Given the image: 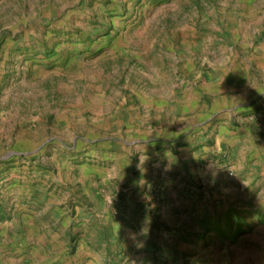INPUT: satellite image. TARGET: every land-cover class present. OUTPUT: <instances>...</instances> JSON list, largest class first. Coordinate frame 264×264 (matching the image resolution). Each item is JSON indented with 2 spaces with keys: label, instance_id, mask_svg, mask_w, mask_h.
<instances>
[{
  "label": "rangeland",
  "instance_id": "1",
  "mask_svg": "<svg viewBox=\"0 0 264 264\" xmlns=\"http://www.w3.org/2000/svg\"><path fill=\"white\" fill-rule=\"evenodd\" d=\"M182 89L181 127L239 139L157 163L144 136L178 125L150 105ZM17 215L0 262L264 264V0H0V221Z\"/></svg>",
  "mask_w": 264,
  "mask_h": 264
},
{
  "label": "crops",
  "instance_id": "2",
  "mask_svg": "<svg viewBox=\"0 0 264 264\" xmlns=\"http://www.w3.org/2000/svg\"><path fill=\"white\" fill-rule=\"evenodd\" d=\"M226 81L227 80L220 81V84L222 83V86L219 87L223 92L220 98L225 105H227L229 101L232 102L234 98V95L228 94V91L234 88L233 82L226 83ZM158 100L159 101L154 100L152 102V106L149 104L150 108H154V112L158 113V119H161V121H166V123H171L172 125L177 124L178 126H174V130L178 131L172 132V127L170 125H167V129L165 127V131H156L155 134L149 133L148 135L144 136L145 141L143 146H145L148 151H152L151 154L153 156V160L157 161V163L158 160H160V162L164 161L165 164H167V161H169L168 163L170 164L177 162V164L179 165H182V161L184 165L192 164L193 162L197 163L199 161H202L201 159L203 158H210L212 155L215 156V151L217 150L220 142L223 146L233 148L239 139V135L237 134V132H235V130H233V127H230L229 125H222L220 126L218 135L215 138L216 143L209 145L208 143H205L207 138L203 136L202 131L188 132L189 127H181L185 122V119L187 118L181 117V115L185 112L193 111L198 106V103L192 101L190 94H188L185 89L178 91V93L176 94H171L169 96H166L165 98ZM165 114L166 118H162V115L165 116ZM224 118L228 122L233 123L230 114H225ZM224 123L227 124L226 121H224ZM126 144V150L116 153L112 157L114 160H116L117 163L120 162L124 165L129 166L131 162V159L129 157L131 155V143L126 142ZM172 149L174 151L175 149H178L180 157L177 158L172 156ZM82 166L85 167L84 174L87 175V180L82 179L84 174L81 173L78 188L81 190V192L89 195L91 191H94V185L97 183H101L102 181H98L99 178L97 179L98 166L94 164H84L80 166V171H82ZM49 182L53 183V181L43 180L42 184L31 187V191L29 193L31 194L35 191L37 192V188H41L43 184L48 185ZM87 191L89 193H87ZM21 218L23 222V232H27V234H30V237L28 236L27 238L28 241L32 239V237L39 235L40 222L34 221V219L27 213L21 215ZM18 226H20L19 215H17V221L15 220V217H12L10 220L0 221V257L4 256L5 251L9 247L15 245L12 242V239L7 236L8 229L13 228L14 230H17ZM16 263L17 262H0V264Z\"/></svg>",
  "mask_w": 264,
  "mask_h": 264
}]
</instances>
